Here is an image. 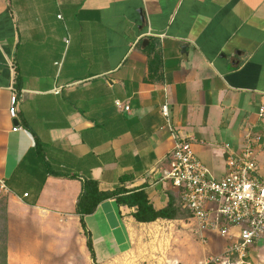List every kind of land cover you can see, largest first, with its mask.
I'll use <instances>...</instances> for the list:
<instances>
[{
	"label": "crops",
	"instance_id": "1",
	"mask_svg": "<svg viewBox=\"0 0 264 264\" xmlns=\"http://www.w3.org/2000/svg\"><path fill=\"white\" fill-rule=\"evenodd\" d=\"M261 109L264 0H0L8 264L93 263L76 213L86 180L103 192L143 190L168 215L139 223L135 208L101 203L85 217L97 264L148 240L162 264L184 262L168 246L185 225L179 192L163 179L170 154L190 142L220 179L226 146L240 149L253 129L264 160ZM256 164L264 181V161Z\"/></svg>",
	"mask_w": 264,
	"mask_h": 264
},
{
	"label": "built area",
	"instance_id": "2",
	"mask_svg": "<svg viewBox=\"0 0 264 264\" xmlns=\"http://www.w3.org/2000/svg\"><path fill=\"white\" fill-rule=\"evenodd\" d=\"M11 91L9 116L14 121L18 118L19 101L16 90ZM116 106L130 110L120 101ZM260 111L262 115L264 110ZM167 113V108H163V114ZM20 130V126L13 128V132ZM262 144L263 135L250 129L240 149L227 145L226 173L218 179L197 156L192 144L181 141L163 172V179L178 190L181 204L190 214L189 219L198 224L199 232L215 234L228 242L224 264H232V260L245 263L252 249L264 240V181L257 176L256 164ZM10 193L6 179L0 178V197Z\"/></svg>",
	"mask_w": 264,
	"mask_h": 264
},
{
	"label": "rangeland",
	"instance_id": "3",
	"mask_svg": "<svg viewBox=\"0 0 264 264\" xmlns=\"http://www.w3.org/2000/svg\"><path fill=\"white\" fill-rule=\"evenodd\" d=\"M263 156H261V153L257 156V162L262 163L264 160L262 159ZM264 174V172H262ZM5 203L0 199V227L2 228L3 225V211L2 208L4 207ZM184 212V222L185 225L184 228V234L183 236H180V240H177V238L173 237L170 240L169 251L174 253L172 255L173 257L180 256L181 260H184V262L181 261L180 264H191L190 262L196 260V262H193L192 264H224L226 262L225 259V251L223 250L224 241L222 238L215 234H211L208 232L201 231L198 233V224L192 220L189 219L187 216V212L185 209H183ZM180 241V248L177 249V244ZM182 241V242H181ZM208 241V242H207ZM158 243L154 244L157 246ZM164 244L162 243V246ZM264 243H262V249L256 250L257 245L255 248L252 249V252L250 256L245 260V263H238L236 260H232V264H264ZM152 246V245H151ZM150 246V247H151ZM149 247V240L142 243L137 242L134 243L133 251L121 258L117 259L115 261H111L107 264H149V257L151 254H153V257H151L152 263L155 264H162V260L157 257L159 254L155 246L153 247L152 251ZM159 247V246H158ZM161 254V249H160ZM184 255V259H182V256ZM84 264H86V260L84 259ZM247 262V263H246ZM89 264H93L91 261ZM101 264V263H98Z\"/></svg>",
	"mask_w": 264,
	"mask_h": 264
},
{
	"label": "trees",
	"instance_id": "4",
	"mask_svg": "<svg viewBox=\"0 0 264 264\" xmlns=\"http://www.w3.org/2000/svg\"><path fill=\"white\" fill-rule=\"evenodd\" d=\"M126 178L121 179V181ZM110 199L116 200L120 206H128L135 208L136 212L133 214L135 220L139 223L154 222L159 218H167L166 213L155 211L153 206L149 203L148 195L143 190L128 191L124 188L117 189L111 192H103L99 189L98 182L94 180H86L82 184L81 194L77 202L76 213L80 217V221L87 237V248L90 252L93 264H97L96 254L93 247V241L90 234L87 232L85 225V217L96 212L98 206ZM3 211V225L0 227V264H8V219L7 207L4 205ZM188 218L190 214L187 212ZM213 264V263H209Z\"/></svg>",
	"mask_w": 264,
	"mask_h": 264
}]
</instances>
